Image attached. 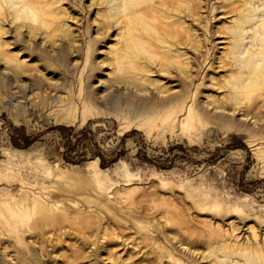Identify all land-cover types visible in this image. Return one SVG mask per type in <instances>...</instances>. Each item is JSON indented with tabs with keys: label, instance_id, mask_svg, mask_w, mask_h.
I'll return each mask as SVG.
<instances>
[{
	"label": "rangeland",
	"instance_id": "rangeland-1",
	"mask_svg": "<svg viewBox=\"0 0 264 264\" xmlns=\"http://www.w3.org/2000/svg\"><path fill=\"white\" fill-rule=\"evenodd\" d=\"M117 1L32 0L46 23L33 27L2 3L0 264H260L252 258L264 259V107L244 126L241 106L230 112L228 99L248 40L231 27L247 22L251 3L155 0L122 14ZM147 11L158 19L149 31L136 25L147 50L136 75L148 90H138L134 73L115 79L108 58L124 43L125 23ZM59 46L63 64L53 60ZM19 63L20 77L10 70ZM83 95L89 104L80 112ZM232 113L234 121L223 116ZM33 168L49 174L38 181ZM27 195L31 207L10 210Z\"/></svg>",
	"mask_w": 264,
	"mask_h": 264
},
{
	"label": "bare ground",
	"instance_id": "bare-ground-1",
	"mask_svg": "<svg viewBox=\"0 0 264 264\" xmlns=\"http://www.w3.org/2000/svg\"><path fill=\"white\" fill-rule=\"evenodd\" d=\"M99 1L104 3L107 0H99ZM244 1L245 3H248V2L251 3L250 6L253 8L252 9L253 13L251 14L252 17L251 15L248 16L246 14V16H248V20H247V22L249 21L248 24H246L247 22L244 23L243 16H242L241 18L239 17L238 22L231 27L232 28L231 33L233 35L236 34V38H235L236 40H243L246 37H248V40L242 47V50H243L242 52L246 54L245 58L243 57L240 58L239 62L235 64L237 66L235 74L228 80L230 88H231L230 90L231 94L228 95V99H230L229 101L231 102L230 107H229L230 108L229 110H231L230 112H233L234 110H236L235 108H237L238 105L241 106V107H238V110H241L243 119L239 120V124L245 126L248 124V121L250 119H252V122L256 123V120L257 118H260L259 114L263 110V107H264V97L262 100L255 101V99H253L252 101H248V99L250 98L252 94H255L257 97L261 96L262 94L264 95V0H244ZM134 2L135 3L143 2L144 6L147 7L149 5L154 4L155 0H119L115 2V5L121 4L122 14H123L125 13L127 7L130 6L129 4H133ZM2 3L7 4L8 5L7 8L9 9L8 11L13 12V19L22 21L24 25L33 27L31 24L34 22L38 23L40 26L46 25L44 19L42 18L43 13L45 12L44 10L45 8L43 7L40 8V6L39 7L35 6L32 0H0V14H2L3 11H5V10H2ZM147 14L149 16L148 18H145L142 13H141V16L133 15V18H135L136 20H133L132 18L131 21L128 20V22L125 23V26H123L125 34H126L124 43L122 47L118 48L119 49L118 55L110 56L108 58L110 61L114 62L113 63L114 65L113 73L116 69L118 70V73H116L115 79L118 81L128 82L130 81L131 78L126 72L129 71V73L131 74L134 73L133 76L135 77V80H133V85L136 84L138 90H148L141 83L144 80L141 79L140 76H137L138 74H143V72L145 71V68H143L142 66H139L138 65L139 63L136 61L139 57H141V54L147 50L143 47L144 44H146V42L141 38V36L136 37V31H135L136 25H138L139 28L141 29H145V31H149L150 30V28H148L149 24L154 23V20L158 19L157 18L158 16L152 11L151 12L147 11ZM138 17H140L141 19ZM25 21H26V24H25ZM21 25L22 24L18 25V27H20ZM106 30L107 29H104L100 33V37L91 39L89 43L93 45V43H96V41H98L99 38L100 40L104 39L106 37L105 33H107ZM28 31L30 33H33L32 28H29ZM43 52H44V49L42 48L41 53ZM31 53L32 51L31 49H29V55ZM75 55L76 56L80 55V52L76 51ZM41 56L45 58L44 55L41 54ZM92 57H93V49L90 48L86 52V58L84 59L85 62H87V59H91ZM67 59H68V53H65L63 51V48L59 46L53 60L55 62L59 61V63L63 64V63H66ZM177 67L181 72H187V68H185V66L182 67L178 65ZM10 70H11L12 75H16L20 77L18 74V71H23L24 69H22V64L19 63L16 69L13 70L12 68H10ZM184 76L186 77L188 75L185 73ZM150 84H154V83H150ZM25 90L26 88L22 86L21 88H18L17 94H15V97L23 98ZM163 91H164L163 89H158V93L163 92ZM180 95H183V92H181L179 95H169L167 97L160 96L159 100L150 101V103L147 104L146 107L149 109L157 108L161 106L162 104L166 103L167 101L172 102L175 97L180 96ZM118 99L120 100V97ZM238 99L241 101H238ZM90 100H92V97H90ZM80 103H81L80 105L82 108H79V109H80V112H83L84 106L89 104L85 95L81 97ZM124 103L126 105L128 101L125 100ZM64 106L65 108H67V104ZM128 106L132 109L140 107V105L135 106V104L133 105L132 103H129ZM71 107L67 109L68 112H71L70 111ZM224 109L225 107H223L222 112L224 111ZM223 116H226V117L229 116L231 121L235 120L234 113L224 114ZM262 121H264V119H262ZM224 126H226V124H224ZM8 169H10L9 165H8ZM34 169L35 168H33V170ZM39 171L40 170L35 172L34 170L32 172V176L37 178L38 181L41 179H44V177H47L49 174L44 169L41 172ZM67 175L68 173H66L63 176H67ZM37 188L42 193L43 199L49 198L48 194H46L45 187L39 186L37 183ZM2 202H7V201L3 200ZM34 202H36L35 197H33L32 195H27V199H19L13 202L12 204H10L8 207L10 208V210L12 209V207H16V213H17L19 210H21V208L26 209L28 206L31 207V205ZM45 208L46 206L44 207V209ZM39 218H40V222H42L41 232H43V227L46 224L48 214L44 210L41 209ZM60 221H64V218H60ZM80 241H81L80 245H84L86 244V242H88V239L87 237H84ZM33 259H36V258L33 257ZM252 259L253 261L257 263L264 264V259H261V255L258 253H256V255Z\"/></svg>",
	"mask_w": 264,
	"mask_h": 264
}]
</instances>
